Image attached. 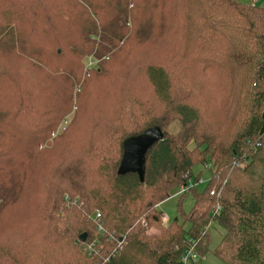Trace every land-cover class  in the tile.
<instances>
[{"label": "trees", "instance_id": "trees-1", "mask_svg": "<svg viewBox=\"0 0 264 264\" xmlns=\"http://www.w3.org/2000/svg\"><path fill=\"white\" fill-rule=\"evenodd\" d=\"M154 126L143 171L120 170ZM211 223L226 264H264V6L0 0V264H178Z\"/></svg>", "mask_w": 264, "mask_h": 264}, {"label": "rangeland", "instance_id": "rangeland-1", "mask_svg": "<svg viewBox=\"0 0 264 264\" xmlns=\"http://www.w3.org/2000/svg\"><path fill=\"white\" fill-rule=\"evenodd\" d=\"M237 1L244 2V3L252 2V0H237ZM256 3L258 5L264 6V0H256ZM57 51L60 52V49H58ZM96 62H97V60L92 55H88L87 57H85V59H84V63H85L84 71H87L86 69H90L92 67H95L97 64ZM61 128L64 129V125H62ZM178 128H179L178 122H174L167 129L174 132V131H177ZM201 169L203 170V173H202L200 179L203 183H198L196 185L197 189H202L206 183L207 178L209 177L208 171L203 166ZM197 170H198V167H195L194 171H197ZM177 191H178V188L173 189L170 193L171 196L158 205V208L160 210H162L163 214L166 215L169 219H172L173 217L177 216V214H178L177 202H178L179 195H177ZM193 202H194V198H193V195L191 193H189L186 197H184V200L182 203V208L184 209V211H188L190 209V207L192 206ZM60 211H62V210H60ZM61 215H63V211H62ZM147 232L148 233H154V232H158V230L150 227V228H148ZM5 234L6 233H3L2 239H4V237L6 236ZM223 234H224V230L218 224L211 223L208 226L207 237H206L207 241H208V243H207L208 250L204 253V255H202V256L199 255L198 261L200 259L202 264H226L223 260H221L214 253V249L218 245V243L220 242V239H221ZM53 261H60V260L57 258H54L51 262H53Z\"/></svg>", "mask_w": 264, "mask_h": 264}, {"label": "water", "instance_id": "water-1", "mask_svg": "<svg viewBox=\"0 0 264 264\" xmlns=\"http://www.w3.org/2000/svg\"><path fill=\"white\" fill-rule=\"evenodd\" d=\"M164 137L163 130L158 127H150L142 133L125 141L120 162V170L142 172L145 164V154L148 149ZM86 233L80 234V240L84 241Z\"/></svg>", "mask_w": 264, "mask_h": 264}, {"label": "built area", "instance_id": "built-area-1", "mask_svg": "<svg viewBox=\"0 0 264 264\" xmlns=\"http://www.w3.org/2000/svg\"><path fill=\"white\" fill-rule=\"evenodd\" d=\"M239 167H244L245 163H238ZM210 163L205 164V168H209ZM199 182H202L201 179H199ZM185 186H181L178 193L182 192L184 190ZM97 216H99V214L97 213ZM163 221L166 222L168 220V217L166 215H163L162 217ZM190 243H188L185 248L183 249V253L181 254L180 257V262L178 264H193L196 263L198 261V253L195 250V241H193L192 239H189ZM94 243H91V245H89L87 247V250L90 251L92 246ZM51 264H65L62 263L60 261H53Z\"/></svg>", "mask_w": 264, "mask_h": 264}]
</instances>
